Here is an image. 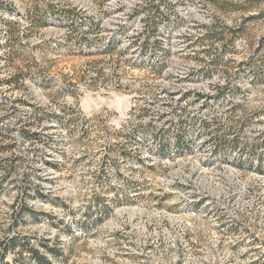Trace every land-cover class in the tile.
Wrapping results in <instances>:
<instances>
[{"label": "rangeland", "instance_id": "rangeland-1", "mask_svg": "<svg viewBox=\"0 0 264 264\" xmlns=\"http://www.w3.org/2000/svg\"><path fill=\"white\" fill-rule=\"evenodd\" d=\"M179 136L180 179L261 209L180 213L178 258ZM259 232L264 0H0V264H264Z\"/></svg>", "mask_w": 264, "mask_h": 264}, {"label": "built area", "instance_id": "built-area-1", "mask_svg": "<svg viewBox=\"0 0 264 264\" xmlns=\"http://www.w3.org/2000/svg\"><path fill=\"white\" fill-rule=\"evenodd\" d=\"M166 152H168L167 164L176 165V169L171 171L167 177L161 176L158 179L165 181L166 188L160 194L171 195V201L167 202L170 207L161 212L163 218L161 215L157 216V213L153 215L159 223H162L161 237L166 244H169L167 246L169 249H176L178 258L180 256V213L189 218H206V213L212 214V218L220 224L225 222V217H228L232 224L239 220L240 215H248L250 212L261 209L259 204L254 207V203L249 204L248 201H244L239 208L238 199L229 193L228 187L218 183L207 184L200 176L182 175L180 179V136ZM216 174L221 175V173ZM246 200L259 203L258 200L252 198H246ZM236 208L241 210L239 214ZM153 209L157 212L155 208ZM149 225L152 226V223ZM260 235L262 234L259 232L257 239L260 240V246L263 249L264 238Z\"/></svg>", "mask_w": 264, "mask_h": 264}, {"label": "trees", "instance_id": "trees-1", "mask_svg": "<svg viewBox=\"0 0 264 264\" xmlns=\"http://www.w3.org/2000/svg\"><path fill=\"white\" fill-rule=\"evenodd\" d=\"M33 256H34L35 258H38V255H37V254H35L34 252H33Z\"/></svg>", "mask_w": 264, "mask_h": 264}]
</instances>
